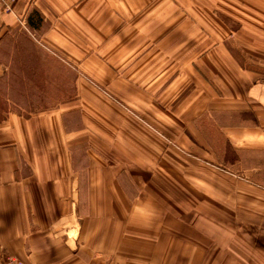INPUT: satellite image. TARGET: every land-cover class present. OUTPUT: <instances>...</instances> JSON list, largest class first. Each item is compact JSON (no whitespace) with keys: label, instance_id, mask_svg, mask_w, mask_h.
I'll return each instance as SVG.
<instances>
[{"label":"crops","instance_id":"crops-1","mask_svg":"<svg viewBox=\"0 0 264 264\" xmlns=\"http://www.w3.org/2000/svg\"><path fill=\"white\" fill-rule=\"evenodd\" d=\"M197 3L0 6V262L264 264V219L240 220V250L226 245L215 216L169 209L148 172L87 145L99 129L83 100L115 116L127 104L144 116L167 109L176 124L208 119L238 148L240 197L264 210V57Z\"/></svg>","mask_w":264,"mask_h":264},{"label":"rangeland","instance_id":"rangeland-1","mask_svg":"<svg viewBox=\"0 0 264 264\" xmlns=\"http://www.w3.org/2000/svg\"><path fill=\"white\" fill-rule=\"evenodd\" d=\"M213 2L210 6L198 0L197 6L212 7L214 13L227 19L231 29L238 31L244 43L255 46V54L260 55L256 57L263 60L264 0ZM244 54L249 55L246 52ZM252 56L251 51L249 58ZM260 67L264 68L263 65ZM57 102L52 100L46 103L55 105ZM80 104L94 113L91 118L94 127L99 129L85 133L86 139L90 136L92 140H87V145L95 150V154L122 158L124 166L132 162V167L138 166L137 170L142 174L148 172L146 187L155 190L160 196L164 194L165 202L173 203L169 209L179 210L192 220L195 216H215V219L208 220L220 225L224 231L221 232V242L240 250V220L253 221L254 217L264 219L261 204L254 206L251 199L240 197L238 148H225L224 145L228 144L224 136L220 131L213 132L214 126L208 119H202L201 123L200 119L197 122L189 120L187 123L176 124L174 120L180 117L168 113L167 109L166 115L144 116L139 115L134 107L125 104L120 105L124 114L115 116L97 99L83 100ZM88 119L90 116L85 119L87 128L90 127ZM198 128L202 130L197 132ZM194 136L200 137L198 141ZM113 150H116V154ZM157 189H163V192ZM240 205L247 209L246 213L240 211Z\"/></svg>","mask_w":264,"mask_h":264},{"label":"built area","instance_id":"built-area-1","mask_svg":"<svg viewBox=\"0 0 264 264\" xmlns=\"http://www.w3.org/2000/svg\"><path fill=\"white\" fill-rule=\"evenodd\" d=\"M17 2V0H0V3H3L5 11H12L13 5ZM0 264H33L27 261L21 260L17 257L9 256L5 260L1 261Z\"/></svg>","mask_w":264,"mask_h":264}]
</instances>
